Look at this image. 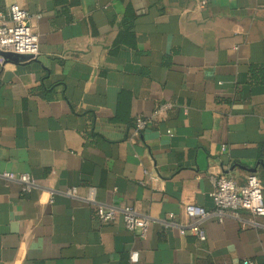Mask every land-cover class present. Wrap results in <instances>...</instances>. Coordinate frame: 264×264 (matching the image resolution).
Listing matches in <instances>:
<instances>
[{"label": "crops", "instance_id": "1", "mask_svg": "<svg viewBox=\"0 0 264 264\" xmlns=\"http://www.w3.org/2000/svg\"><path fill=\"white\" fill-rule=\"evenodd\" d=\"M197 3L0 1L29 13L39 47L0 65V264H264V216L206 220L200 240L183 209L212 208L210 174L252 173L264 201V0ZM100 204L148 231L100 223Z\"/></svg>", "mask_w": 264, "mask_h": 264}, {"label": "built area", "instance_id": "2", "mask_svg": "<svg viewBox=\"0 0 264 264\" xmlns=\"http://www.w3.org/2000/svg\"><path fill=\"white\" fill-rule=\"evenodd\" d=\"M1 1V0H0ZM198 6L202 8L206 0H198ZM29 13L17 4H10L4 13L0 12V65L18 56L17 61H29L35 59L39 53L38 38L33 31ZM170 108L169 103L159 104L150 116L138 115L132 125V134L138 135L146 125L156 119L160 114ZM171 134L170 130L166 131ZM146 172V171H144ZM3 177L18 179L24 184L25 190H31L35 184L27 175H14L3 173ZM209 179L213 185L210 197L213 203L211 209L202 206L186 203L183 206L184 213L192 218L196 224V234L200 240L206 238L203 223L206 220L221 222L225 218L240 219V212L246 211L253 216H264V201L262 199V185L258 178L249 173L245 176L243 184L227 175L210 174ZM75 188L65 191L68 196L75 195ZM96 217L100 223H106L119 213L126 229L137 231L140 235H145L148 231L151 218L138 213L132 206L124 205L115 207L112 205H96ZM169 220L163 221L165 226L173 224V215H168ZM244 225L246 222H243ZM131 261L138 260V253H130Z\"/></svg>", "mask_w": 264, "mask_h": 264}, {"label": "water", "instance_id": "3", "mask_svg": "<svg viewBox=\"0 0 264 264\" xmlns=\"http://www.w3.org/2000/svg\"><path fill=\"white\" fill-rule=\"evenodd\" d=\"M18 58H19L18 56H14V57L12 58V60L17 61Z\"/></svg>", "mask_w": 264, "mask_h": 264}]
</instances>
